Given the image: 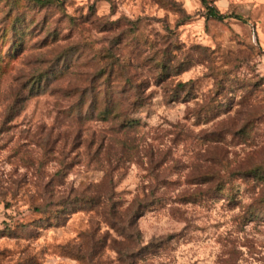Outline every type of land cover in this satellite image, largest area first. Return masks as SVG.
<instances>
[{"label":"rangeland","instance_id":"1","mask_svg":"<svg viewBox=\"0 0 264 264\" xmlns=\"http://www.w3.org/2000/svg\"><path fill=\"white\" fill-rule=\"evenodd\" d=\"M59 1L0 0V264H264V0Z\"/></svg>","mask_w":264,"mask_h":264},{"label":"trees","instance_id":"2","mask_svg":"<svg viewBox=\"0 0 264 264\" xmlns=\"http://www.w3.org/2000/svg\"><path fill=\"white\" fill-rule=\"evenodd\" d=\"M33 3L37 4V5H51L53 3H60L59 0H31ZM203 4L207 7L208 10V16L214 20L217 21H223L225 19V16L222 15L217 8L213 7V6H209L208 1L207 0H202ZM106 116H104V118H107V116H109L111 114L110 111H107L106 113H104ZM128 124H125L123 126H132L134 123L132 122H127Z\"/></svg>","mask_w":264,"mask_h":264}]
</instances>
